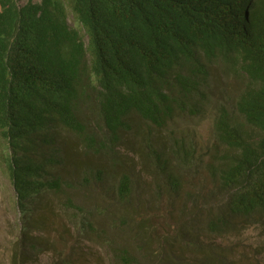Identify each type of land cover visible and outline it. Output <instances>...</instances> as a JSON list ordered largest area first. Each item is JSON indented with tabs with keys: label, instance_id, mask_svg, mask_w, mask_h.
Returning a JSON list of instances; mask_svg holds the SVG:
<instances>
[{
	"label": "trees",
	"instance_id": "obj_1",
	"mask_svg": "<svg viewBox=\"0 0 264 264\" xmlns=\"http://www.w3.org/2000/svg\"><path fill=\"white\" fill-rule=\"evenodd\" d=\"M0 170L10 264H237L221 240L264 225V0H0Z\"/></svg>",
	"mask_w": 264,
	"mask_h": 264
},
{
	"label": "rangeland",
	"instance_id": "obj_2",
	"mask_svg": "<svg viewBox=\"0 0 264 264\" xmlns=\"http://www.w3.org/2000/svg\"><path fill=\"white\" fill-rule=\"evenodd\" d=\"M26 0H20L24 3ZM69 22L74 24L73 16L70 14ZM199 132L198 138L205 147L212 141L211 122L206 119L197 126ZM15 193L11 182L0 170V264H10L11 241L18 233L19 222L18 212L14 206ZM166 200V198H165ZM162 203L166 207V201ZM167 211V210H166ZM166 211L157 212V216L151 218V221L157 225L158 232L154 234L156 243L162 241L166 233L173 234L175 230L166 232ZM175 229V227H174ZM166 232V233H165ZM201 238L206 237L204 233L199 234ZM231 238H226L225 243L235 245L234 259L237 264H264V225L259 223L252 225L240 232H233ZM212 237V238H211ZM210 238V239H209ZM206 240L217 239L216 235L210 234ZM156 245V244H155ZM100 251V250H99ZM102 252V250H101ZM190 254V253H188ZM243 255V256H242ZM44 263L51 260L50 254H45L42 257ZM104 264H108L104 259Z\"/></svg>",
	"mask_w": 264,
	"mask_h": 264
}]
</instances>
